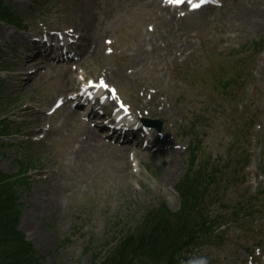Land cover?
<instances>
[{
    "label": "rangeland",
    "instance_id": "1",
    "mask_svg": "<svg viewBox=\"0 0 264 264\" xmlns=\"http://www.w3.org/2000/svg\"><path fill=\"white\" fill-rule=\"evenodd\" d=\"M75 1L3 0L13 19L0 23L5 30L0 37V128L7 127L0 138V169L28 178L29 185L18 189V230L32 244L38 263L98 264L96 258L101 260L114 240L133 229L147 209L164 202L177 211L180 200L175 186L195 146L192 131L199 150L205 147L204 154H197L201 161L211 155L218 157L219 164L228 162L225 174L237 182L225 192L223 202L250 200L264 209V49L250 57L251 43L264 40V28L237 18L241 7L263 14L264 0H221L200 10L170 3L153 8L150 0H90L96 8L90 29L101 43L100 52L86 53L77 67H71L75 85L64 96L59 87L71 77H62L69 72L61 70L65 65L41 63L20 37L72 29ZM165 4L174 10V20L163 9ZM15 25L24 28L17 31ZM92 32L84 35L87 40ZM150 38L156 46L148 43ZM16 59L38 63L32 68L38 73L33 83H29L30 73L29 80L13 79L14 70L6 67ZM104 69L115 71L109 81L103 80L108 89L115 88L131 114H141L139 106L148 107L146 102L157 107L156 115L147 120L159 124L156 134L167 138L173 151L162 150L161 141L157 144L161 150L130 145L136 154L130 152L128 171L122 172L117 171L112 154L96 155L83 167L74 162L69 152L76 143L70 140L79 138V125L84 121L91 125V121L77 110L79 121L62 126L63 108L48 112L55 98L64 101L78 83L101 78ZM109 104L114 106L115 101ZM200 116L211 118L207 127L192 129L190 122ZM237 116H242L240 123L257 120L248 146L232 133L239 123ZM56 127L57 133L46 139V129ZM99 134L105 136V131ZM106 140L112 147L119 145L107 136ZM246 150L250 164L241 172ZM22 164L26 169L20 173ZM35 203L44 209L32 217L29 211ZM225 239L220 247L200 251L195 263L264 264V247L255 246L264 244V221L247 229L229 225Z\"/></svg>",
    "mask_w": 264,
    "mask_h": 264
},
{
    "label": "trees",
    "instance_id": "2",
    "mask_svg": "<svg viewBox=\"0 0 264 264\" xmlns=\"http://www.w3.org/2000/svg\"><path fill=\"white\" fill-rule=\"evenodd\" d=\"M10 16L0 0V21L8 20ZM263 43V39L251 43L250 57L264 49ZM246 58L249 60L248 56ZM230 82L226 78V83ZM241 118L237 116L239 123L236 122L232 133L239 134L237 138L247 146L256 120L252 118L240 123ZM210 120L200 116L190 125L192 129L206 128ZM241 128L242 134L238 133ZM191 134L195 146H192L188 165L175 186L180 199L179 209L171 211L164 202L147 209L133 229L123 231L114 240L101 260L96 258L98 264H195L200 251L224 243L229 225H244L247 229L256 221H264L262 205L250 200L235 204L233 200L223 202L225 192L233 189L231 184L237 183L234 177L225 174L228 162L219 164L218 157L212 159L211 155H204L205 159L201 161L197 154H204L205 147L199 150L195 131ZM243 160L241 172L248 163V154ZM24 169L22 164L20 173ZM20 177L21 174L7 175L0 170V264H39L32 244L18 230L21 208L18 188L24 182ZM262 245L256 243L255 246Z\"/></svg>",
    "mask_w": 264,
    "mask_h": 264
},
{
    "label": "bare ground",
    "instance_id": "3",
    "mask_svg": "<svg viewBox=\"0 0 264 264\" xmlns=\"http://www.w3.org/2000/svg\"><path fill=\"white\" fill-rule=\"evenodd\" d=\"M16 1H25V0H16ZM150 1H151L153 8H155L157 5L162 6L163 4L162 2L163 0H150ZM197 1L198 2L195 5L199 4V0ZM25 3L26 2L22 4H25ZM75 4L78 5V6L75 5V7L77 8V10L74 12L75 19H76L74 20L75 25L69 26L72 28L69 30L75 31L76 33H80L82 35V39L86 42L84 44L86 45L85 49L88 52L92 53L91 56L97 55L100 52L101 43L99 42V39H96V37L94 36V33L90 29L93 26L90 20L91 15L96 14L95 5L90 0H77L75 1ZM180 5L185 7L187 3L183 2ZM180 5H178L177 7H179ZM163 9L170 12L169 13L170 19L172 20L175 19L173 13H171L174 10L171 9L170 6L163 5ZM240 10L242 12L241 14H238L237 16L238 20L241 19L242 23H252V24H258V25L261 24L262 28H264V12L263 14L249 12V10L248 9L246 10L245 7H241ZM184 18H187V17H182V19ZM90 31L92 32L93 36L89 37V39L87 40L84 35L88 34L87 32H90ZM4 33H5V30L0 29V37H4L3 36ZM22 38H25V37H20V39ZM152 39L153 38H150L148 40V43L152 46H156L155 41ZM54 57L58 58V56H54ZM36 64L38 63H36V61H33V60H30V63H29V61L21 62L20 59H16L9 65V68L14 70V73L12 76L13 79L20 80L23 77H25L28 72H30L33 74V76L31 80L29 81V83H33L32 81L36 79V76L38 74V73H33L32 71L33 66H35ZM57 64H63V63H57ZM48 66L49 64H47L46 67ZM49 68L56 69L57 67L54 66V67H49ZM61 70L69 71V72H66L62 77L66 78L68 75H71V77L63 83L62 87L61 86L59 87L60 94L66 96L67 90L71 87H74L75 85L74 73L72 72V69L69 68V65L62 67ZM113 75H115V71H112L111 69H104L100 76H102L103 79L105 80L107 79L109 81L110 80L109 78L112 77ZM122 75L125 76V73L123 72ZM12 85H13V81L8 83L9 87ZM70 102H71L70 99H67L66 101H63L61 104L63 108V111L60 115V118H61L60 122L62 126L68 125V122L71 120L79 121V119H77V116H78L77 108L80 105H78V102H77L74 107H70L69 106ZM146 105H149V106L146 108H144L145 105L139 106V109H141V114L140 112L135 111V115L137 116V119L140 121L147 120L149 115H152V116L156 115L157 107L156 108L153 107L151 102H146ZM36 119L40 120L39 116L36 117ZM79 128H82V131L77 136L79 138H77L74 141L70 140V143L72 144L76 143V145L69 152V155L72 157L74 162L78 163L80 167H83V166H87L89 164L88 163L89 159L94 158L96 155L104 156L107 154H112V155H115L116 157L115 160H116V165H117L116 166L117 171L118 172H122L124 170L128 171V167H129L128 159L130 158V152H133L134 154H136V151L133 149L134 147L132 148L129 144H122V143L117 145V147H112L109 144L110 142H107L106 137L99 134V132L102 130L95 126L89 125L87 121H84L81 125H79ZM53 132L57 133V127L52 128L51 130L46 129L45 138L46 139L51 138V136L53 135ZM154 138L155 140L163 142L162 146L165 147V149L162 148V150H166V151L172 150L171 148H168L170 141L167 138H164V136L161 139L155 136ZM41 209H44V206H42L41 204L35 203V205H32V210L29 211V215L34 217L38 214H41Z\"/></svg>",
    "mask_w": 264,
    "mask_h": 264
},
{
    "label": "snow or ice",
    "instance_id": "4",
    "mask_svg": "<svg viewBox=\"0 0 264 264\" xmlns=\"http://www.w3.org/2000/svg\"><path fill=\"white\" fill-rule=\"evenodd\" d=\"M170 2L180 3L181 0H170ZM202 2H203V0H202ZM193 7H198V5H193ZM101 86H105V85H103V82H101Z\"/></svg>",
    "mask_w": 264,
    "mask_h": 264
}]
</instances>
